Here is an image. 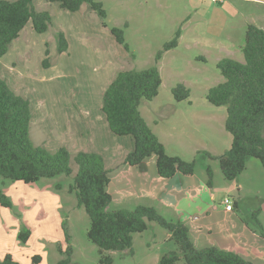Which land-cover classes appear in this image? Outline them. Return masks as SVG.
<instances>
[{
    "label": "rangeland",
    "instance_id": "1",
    "mask_svg": "<svg viewBox=\"0 0 264 264\" xmlns=\"http://www.w3.org/2000/svg\"><path fill=\"white\" fill-rule=\"evenodd\" d=\"M101 1L107 10L105 22L108 26L103 25V19L96 11L90 10L88 4L81 12L75 13L61 10L57 5L53 7L45 0L44 5H48L52 15L50 29L44 33L34 31L27 40H21L32 45L28 50L32 63L27 64L31 70H26L31 78L24 80L11 75L8 81L17 92L27 94L32 101L30 132L34 144L50 150L63 145L67 139H63L62 128L58 129V117L63 119L69 111L81 115L82 105L76 102L75 97L92 96L90 100L86 99L85 109L104 115L103 127L102 122L97 121L100 124L97 135L107 147L102 150L115 181L116 172L125 166L112 163L118 162L124 152L134 148V140L131 136L116 135L110 130L101 108L105 92L102 86L107 88L111 78L121 70H139L157 64L163 82L154 99L142 101L140 110L143 116L166 144L170 155H178L188 161L197 160L195 173L198 177H207V164L213 167L215 204L220 210L227 209L226 197L231 201L235 199V183L242 187V208L235 217H239L240 223L248 221L256 226L252 212L264 203V167L260 161L250 158L248 170L236 178L238 182H234L224 177L218 159L207 158L198 152L207 150L221 155L230 148L232 135L225 128L227 107L212 104L207 94L211 87L224 80L217 66L220 59L244 60L242 49L246 24L258 22L264 0ZM38 6L43 8L42 4ZM61 24L70 46L68 51L71 55L67 56L70 67L62 82L52 83L50 80L58 75V71L48 68L56 64L59 53L53 56L50 53L48 67L44 66L41 58L46 57L47 49L50 51L52 46L53 50L58 49L56 36L62 29ZM114 26L124 29L129 51L111 33ZM178 29L182 32L178 45L165 51L156 63L157 53ZM15 53L16 50H12L5 55L2 63H11ZM9 69L12 74L14 69ZM179 82L190 88V100L177 101L174 98L172 89ZM81 118L87 126L85 118ZM110 151L116 154L108 155ZM72 166L74 173L70 176L42 179L32 184L7 181L2 185L14 206L0 209V260L10 252L23 264H56L63 257L59 247L65 249L70 245L72 264H159L164 253L177 248L164 227L150 222L148 230L134 235L133 251H108L113 262L102 263L98 246L88 237L90 218L84 207L78 204L75 194L69 191L78 169L74 161ZM114 181L113 186L116 185ZM57 183H61V188H57ZM136 206L132 198L116 196L110 208L133 209ZM160 213L171 218L169 210L163 209ZM260 220L264 223V214L260 215ZM24 229L30 230L26 242L19 238V232ZM196 239L200 248L212 245L208 236L202 240L196 236ZM36 255L41 256L38 263L33 260ZM257 260L258 264L264 263Z\"/></svg>",
    "mask_w": 264,
    "mask_h": 264
},
{
    "label": "trees",
    "instance_id": "2",
    "mask_svg": "<svg viewBox=\"0 0 264 264\" xmlns=\"http://www.w3.org/2000/svg\"><path fill=\"white\" fill-rule=\"evenodd\" d=\"M59 8L71 12L79 11L88 4L105 22L107 10L101 0H48ZM31 22L34 30L44 33L52 25L49 10H38L34 0H0V57L6 55L13 41ZM111 33L117 42L130 50L124 29L114 26ZM181 29L165 42L155 58L160 61L165 51L175 48L181 37ZM58 52H66L68 39L63 30L57 32ZM244 60L224 57L217 66L224 80L211 87L207 94L209 102L227 107L225 128L232 135L230 148L221 155L210 151H199L210 159H218L224 177L235 180L247 168L250 158H256L264 167V28L249 22L243 46ZM50 51L47 49L43 64L50 65ZM163 82L157 64L143 69L119 71L104 92L102 111L110 130L120 136H131L134 148L124 158V165L135 166L151 156L157 157L158 173L165 178L178 172L194 175L197 160H185L170 155L165 144L153 131L143 116L140 105L143 100H152L159 94ZM177 101L190 100V88L179 82L172 89ZM33 110L30 98L17 93L0 74V209L12 208L13 200L2 186L7 181H23L26 184L42 179H54L74 173L72 161L78 166L69 186L78 204L84 207L89 218L88 237L99 248L100 261L112 263L108 251H133L134 235L143 233L150 222H157L170 234L177 248L164 253L159 264H256L238 252L215 245L196 246L190 226L178 219L167 218L151 205L139 204L133 209L110 206L113 195L109 190L111 175L104 156L96 151H78L74 155L64 146L50 150L34 144L31 138ZM207 184L213 186L214 169L206 165ZM61 188V183H57ZM239 203L236 202V205ZM260 208L253 213L255 230L264 237V226L259 219ZM66 236L69 238L67 232ZM30 230L19 232V238L26 242ZM62 253L56 264H72V247H59ZM34 262L41 260L34 256ZM0 264H23L8 252Z\"/></svg>",
    "mask_w": 264,
    "mask_h": 264
},
{
    "label": "crops",
    "instance_id": "3",
    "mask_svg": "<svg viewBox=\"0 0 264 264\" xmlns=\"http://www.w3.org/2000/svg\"><path fill=\"white\" fill-rule=\"evenodd\" d=\"M34 2L38 10L43 8H45L43 10H49L48 5H44L45 0H34ZM39 4H42L43 8H39ZM48 4L56 7L55 3L48 2ZM84 6L85 5H83V7ZM81 9L75 13L81 12ZM89 9L93 11L90 6ZM254 23L264 28V9L262 10V15L260 14V17L258 18V22L255 21ZM62 25L63 24L60 25L62 28L61 30L65 31ZM34 31L35 30L32 26V23L31 25L28 23L25 29L21 32L20 36L13 41L9 52L16 50L17 53H15L13 57L14 59L11 60V63L3 64L1 60L5 57V55L0 57V74L6 78L7 81L10 79L11 75L24 80L31 78L30 73H27L26 70H31L30 66L27 64L32 63V56L28 51L32 45L25 44V42L21 40L22 38L27 40L28 37L33 35ZM22 43L25 46L20 45ZM68 49H70V46ZM57 51V47L53 50L52 46L50 53L53 56L56 53H59ZM70 55L71 53L69 51L59 53L56 64L48 68L53 71H58V75L54 76V78L50 80L53 81L52 83L62 82L67 68L70 67V59L67 58V56ZM44 58H41V61ZM9 68L14 69L12 74ZM57 79H59V81H57ZM111 79L113 80V78ZM105 87L103 88L102 86V91H105ZM52 90H54V88H52ZM25 96H27V94H25ZM90 98H92V96H84L81 99L79 97H75L76 102L79 104L81 103L82 105V110L80 108V111L82 112L81 115L74 111H69L71 109H68L69 112L63 117V119L58 117V121L56 122V124L59 125L58 129L61 130L62 128L61 131L64 132L63 139H67L63 145H58H60V147H66L72 153V155L81 150L99 152L104 156L107 168L111 169L108 158L104 154V150H106L107 147H105V145L100 142L97 135L99 128L98 125H100L98 122H102V127L105 125L104 115L101 112H93L91 109L89 110V108L88 110L85 109L86 99L90 100ZM82 116L85 118L87 126L82 123ZM58 129L55 130L54 128L53 130L61 133V131L59 132ZM128 152L129 151L124 152L123 157H121L118 162L113 161L112 164L117 166L120 163H123V159ZM107 153L108 155L112 154L111 151ZM115 154L116 153L113 152L112 155ZM124 166V168L118 169L116 172L118 174L116 175L115 181L111 177L109 190L114 197L113 201L116 196L120 197L121 199L132 198L137 205H151L157 208L159 212H162L163 209L166 211L169 210L171 213V218L181 220L190 226L191 235L196 246V236L201 240L204 238V236H208L211 238L212 245L238 252L247 259L254 261L256 264L259 262L257 259H261L264 262V237L260 235L259 231L255 230V224H250L248 221H242L240 223L237 220L239 217H235L236 212H239L242 208L240 192L243 188L237 183H235L234 189L237 191L236 196L235 199L232 200L233 208L231 210H220L215 204L214 186H208L207 177L200 178L196 175V173L194 175L188 176L180 172L170 178L162 177L158 173L156 156L147 158L139 165ZM247 170L248 166L244 172ZM237 180L238 179H235L233 181L238 182ZM113 181L116 183L114 186ZM236 202L239 204L236 205ZM259 208L260 219V215L264 214V203L260 204L258 207L256 206L255 210ZM261 222L264 226L262 220ZM203 245L204 244H202V246Z\"/></svg>",
    "mask_w": 264,
    "mask_h": 264
},
{
    "label": "built area",
    "instance_id": "4",
    "mask_svg": "<svg viewBox=\"0 0 264 264\" xmlns=\"http://www.w3.org/2000/svg\"><path fill=\"white\" fill-rule=\"evenodd\" d=\"M219 1H223V0H219ZM224 202L226 203V207L228 210H231L233 208V202L229 197H226Z\"/></svg>",
    "mask_w": 264,
    "mask_h": 264
}]
</instances>
